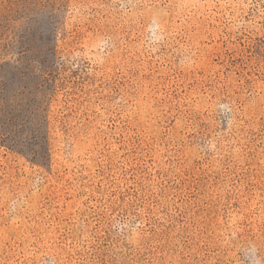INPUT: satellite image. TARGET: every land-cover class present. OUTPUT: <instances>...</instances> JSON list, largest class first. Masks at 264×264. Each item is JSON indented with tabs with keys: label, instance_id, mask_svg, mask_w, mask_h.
<instances>
[{
	"label": "rangeland",
	"instance_id": "rangeland-1",
	"mask_svg": "<svg viewBox=\"0 0 264 264\" xmlns=\"http://www.w3.org/2000/svg\"><path fill=\"white\" fill-rule=\"evenodd\" d=\"M0 264H264V0H0Z\"/></svg>",
	"mask_w": 264,
	"mask_h": 264
},
{
	"label": "trees",
	"instance_id": "trees-1",
	"mask_svg": "<svg viewBox=\"0 0 264 264\" xmlns=\"http://www.w3.org/2000/svg\"><path fill=\"white\" fill-rule=\"evenodd\" d=\"M79 47H77L75 50H77ZM83 50V49H82ZM116 53L115 51H113L112 49H110L109 52L105 53V56L103 58V60L101 61L100 65L96 64L94 67V70H105V71H109L111 70V67H113V61L115 59ZM55 60V59H54ZM45 66V61L43 60L42 57L38 56V57H33L30 59V63L27 66V69H35L34 72L38 73L42 70V68ZM49 67V66H48ZM116 67V66H114ZM13 177V176H12ZM15 184V186L17 185H21L19 181L14 180L13 185ZM23 196H27V193L25 192L24 194H22ZM18 207H23V205L18 206Z\"/></svg>",
	"mask_w": 264,
	"mask_h": 264
}]
</instances>
